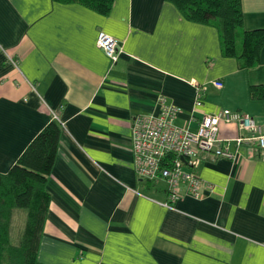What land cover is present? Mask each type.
Returning <instances> with one entry per match:
<instances>
[{
    "label": "crops",
    "instance_id": "obj_1",
    "mask_svg": "<svg viewBox=\"0 0 264 264\" xmlns=\"http://www.w3.org/2000/svg\"><path fill=\"white\" fill-rule=\"evenodd\" d=\"M241 7L245 30L264 28V0ZM100 32L121 46L115 64L96 46ZM252 86H264V48L241 70L221 56L216 29L185 20L166 0H114L107 16L52 0H0V174L52 114L62 125L38 262L264 264V149L242 145L234 161L198 154L190 171L203 197L171 207L164 181L135 175L131 151L134 118L157 114L159 96L176 107L174 124L191 131L223 110L264 124ZM218 135L245 133L221 121Z\"/></svg>",
    "mask_w": 264,
    "mask_h": 264
},
{
    "label": "trees",
    "instance_id": "obj_2",
    "mask_svg": "<svg viewBox=\"0 0 264 264\" xmlns=\"http://www.w3.org/2000/svg\"><path fill=\"white\" fill-rule=\"evenodd\" d=\"M78 4L103 16L114 0H52ZM189 22L216 29L223 58L236 60L241 70L259 63L264 28L245 30L241 0H166ZM250 99L264 101V86L250 87ZM62 127L51 120L30 142L10 171L0 174V264H40L37 254L50 198L46 182L51 175ZM24 213V225L11 237L12 219Z\"/></svg>",
    "mask_w": 264,
    "mask_h": 264
},
{
    "label": "built area",
    "instance_id": "obj_3",
    "mask_svg": "<svg viewBox=\"0 0 264 264\" xmlns=\"http://www.w3.org/2000/svg\"><path fill=\"white\" fill-rule=\"evenodd\" d=\"M96 46L102 50L112 64L121 53V46L110 35L100 32ZM213 85L221 89L220 82ZM195 107L201 105V89L196 87ZM158 113L137 116L132 123L131 151L135 175L142 181H164L166 184V202L164 207H171L183 197L201 199L202 182L190 169L194 167L197 155L210 154L215 158L234 161L237 150L245 144H255L264 149V124L253 118L223 110L213 115H203L195 131L174 124L178 113L176 107L163 96L157 99ZM52 119L58 121L56 115ZM237 123L245 135L232 139L219 138L220 122ZM61 125V123H60ZM62 127V125H61ZM235 147V152L229 144ZM184 159V162L181 160ZM187 168V169H185ZM210 192L212 188L208 186Z\"/></svg>",
    "mask_w": 264,
    "mask_h": 264
},
{
    "label": "rangeland",
    "instance_id": "obj_4",
    "mask_svg": "<svg viewBox=\"0 0 264 264\" xmlns=\"http://www.w3.org/2000/svg\"><path fill=\"white\" fill-rule=\"evenodd\" d=\"M24 213L23 211L15 214L14 218L12 219V228H11V237L16 239L22 231L24 225Z\"/></svg>",
    "mask_w": 264,
    "mask_h": 264
},
{
    "label": "water",
    "instance_id": "obj_5",
    "mask_svg": "<svg viewBox=\"0 0 264 264\" xmlns=\"http://www.w3.org/2000/svg\"><path fill=\"white\" fill-rule=\"evenodd\" d=\"M181 160L184 162V159L183 158H181Z\"/></svg>",
    "mask_w": 264,
    "mask_h": 264
}]
</instances>
